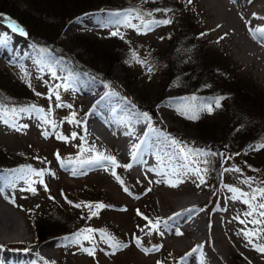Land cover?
Masks as SVG:
<instances>
[{
	"label": "rangeland",
	"instance_id": "rangeland-1",
	"mask_svg": "<svg viewBox=\"0 0 264 264\" xmlns=\"http://www.w3.org/2000/svg\"><path fill=\"white\" fill-rule=\"evenodd\" d=\"M159 1L160 6H149L151 4L149 0H123L120 3L105 4L98 8L100 13H88L69 19L61 27L59 34L63 50L73 49L72 54L86 66L102 74L107 73L110 82L120 87L124 94L126 92L125 95L136 104L153 105L155 113L164 120V125L180 133L185 141L188 140L185 144L171 137L170 140L178 143L175 145L170 143L167 151L170 155L164 154L163 158L146 163L148 170L145 169L142 176L141 174L135 176L130 168L123 167L131 162L128 155L114 143L105 142L103 136L90 127L89 110L76 96V87L84 84L79 78L84 72L70 66L66 57L60 58L44 49L41 51V48L32 44L25 36L12 32L8 27L9 20L22 25L14 18H4L0 13V40H6V47L10 52V55H3L5 49H2L0 44V73H6L3 74V78L5 83L9 82V90L15 89V92L18 91L20 94L19 97L12 96L7 99L8 106L0 105V112L10 120L15 115L13 122L18 125H27L26 128L17 131L0 121V156L2 157L4 152L10 153L8 159L14 160L12 162L3 160L0 164L4 171V174L0 173L3 201L23 224L21 234L0 233V241H5L0 242V245L4 246L1 249L19 250L26 245L34 244L33 228L30 226L32 219L42 216L52 207L61 206L64 209L61 210L62 213L67 217H74L75 226L79 227L80 231L88 228L100 230L116 241L127 243L128 247L110 254L112 249L108 244L99 242L98 231L94 234L97 237L95 256H90L81 250L80 245L73 243L77 233H67L60 238L56 233V236L49 240L38 242L37 253L42 243H48L44 255H40L44 260L39 261L40 264H157V262L264 264V254L256 251L244 235L245 231L258 227L248 223L253 217L245 215L255 207L256 201L246 204L241 199H230L233 193L226 187L234 188V185L243 181L244 193L253 192L249 187L251 183L257 187L256 189L264 188V147L253 150L255 146L264 145V135L254 132L255 139L245 138L244 141H238L239 136L233 137L228 133L230 128H235L234 120H227L220 101L219 107L216 106V101L221 98L216 95L219 94L217 92L231 90L232 80L237 79L240 87L249 89L251 93L244 95L237 90L236 101L234 100L236 108L245 111L251 117L264 119V75L255 70L254 63L248 64L238 58L227 38L215 28L214 18L203 0H191V3L186 0V11L198 24L196 30H190V36L195 37L198 45L204 44L199 55L204 63L203 73L207 74L203 80L209 82L206 86L207 93L204 91L195 102L190 96L191 104H186L185 97L178 94L181 84L179 83L178 87L169 84L163 71H159L150 60V53L153 50L165 55L168 53L169 41L177 31V26L182 25L181 21L178 24V19L172 16L170 0ZM114 4L126 7L119 9L108 7ZM163 4L168 6L164 9L170 11L167 13L156 11L162 9ZM18 7L26 9L20 4ZM182 8L179 6V9ZM98 9L92 11L99 12ZM129 9L144 13L146 20L168 19L171 22L160 24L146 33H138L134 28L126 27L122 23H112L117 17L110 14L126 12ZM22 12L32 20L30 11ZM147 13L152 15L149 17ZM72 21L74 25L68 27ZM132 23L138 21L132 20ZM114 31H118L119 34L111 35ZM196 31L199 33L194 35ZM79 32L82 35L78 39L70 40ZM85 47L93 53H88ZM133 53L144 60L145 64L136 63L133 60ZM119 61L127 67L122 68ZM49 67L56 72L58 78L52 77ZM148 67L152 68L151 72H148ZM215 73L222 76L220 80L222 84L220 82L215 84ZM65 78L70 87L62 86L55 89V85L62 84ZM94 78L102 79L99 75ZM181 81L184 85L189 83L188 79ZM5 83L0 82V85L7 88L4 86ZM50 90L59 92V102L55 96H52L51 100L48 98ZM57 103L65 106L56 107ZM33 105L36 106V111L31 108L25 113L17 111L13 114L10 111L12 108L18 110ZM66 105H71V108ZM208 105L212 107L210 113L206 110ZM197 106H200V110L195 113L197 118H187V115L193 114L189 108ZM177 109L186 112L187 115L181 114ZM73 113L76 114L74 120L83 123L70 122L73 121ZM45 117L55 122L57 134L69 139L67 141L57 139L50 124L43 122ZM151 125L153 127L154 123ZM243 128L245 129V126ZM263 128L261 130H264ZM45 130L49 132L47 138L42 135ZM74 132L77 136L72 139ZM193 149L217 155L204 156L190 151ZM57 153L60 159L57 158ZM101 153L116 158L120 166L114 170L124 182L123 186L111 174L113 166L110 162L105 166L81 164V161ZM25 159L29 160L27 163L31 167L23 162ZM204 159L210 163L201 164ZM197 164L208 169L206 174L202 173L205 178L203 184L190 171ZM29 168L46 171L43 177H37ZM153 168L156 171H149ZM236 168L240 171L231 170ZM10 171V174L13 171L14 176L7 184L6 174ZM73 171L76 172L75 175ZM215 176L219 182L218 194L213 186ZM40 179L43 180V184L39 182ZM29 185L36 189L35 193L25 190ZM123 187H127L129 192H125ZM87 197L93 199L91 203H82L80 208L74 206L78 204L77 199ZM183 199L198 202L201 206L209 203L205 210L202 207H191L185 213L199 215L200 233L189 230L185 222L180 223L182 219H178L177 216L169 219L174 216L170 213L171 208L173 209L175 204H180L178 201ZM99 202L111 207L97 210L94 206ZM87 204L93 207L89 209L83 206ZM217 209L220 212L215 213ZM138 210L148 218L154 219L155 213L157 218L164 219L160 231L148 233L145 228L146 221L137 214ZM91 211H98V215L86 219ZM237 217L239 219H236ZM240 220H244L245 223H240ZM177 232L181 234L178 235ZM84 235L88 233H81V245L90 247L88 241L83 239ZM257 235L259 239L255 240L256 244L264 246V232H258ZM134 236L139 237L143 247L150 250L147 254L133 242ZM156 246L159 250L151 251ZM194 248L197 250L192 252ZM190 252L191 255H186Z\"/></svg>",
	"mask_w": 264,
	"mask_h": 264
},
{
	"label": "trees",
	"instance_id": "trees-1",
	"mask_svg": "<svg viewBox=\"0 0 264 264\" xmlns=\"http://www.w3.org/2000/svg\"><path fill=\"white\" fill-rule=\"evenodd\" d=\"M111 1L110 3H108ZM149 6H160L159 0H149ZM113 2H123V0H103L101 2L95 0H0V13H6L18 20V22L23 26V29L26 30L27 36L26 38L31 41L35 46L50 51L52 54L61 57H66V60L70 63L75 69H83L90 72L92 75H99L104 82H107L110 78L107 73H101L99 71H95V69L89 68L82 61L77 59L75 55L72 54V50L62 49L60 46L61 40L59 39L60 29L61 27L71 18L79 15L83 12L90 10H97L99 7H103L105 4H113ZM103 3V4H102ZM116 3V4H117ZM23 5L26 9H20L18 6ZM186 0H170L169 8H171L172 16L178 19V24L180 21L182 25L177 26V31L174 32L170 41L168 53L162 54L154 51L150 53V60L152 64H154L159 71L162 70L164 75L167 77L169 84L179 86L181 84L179 90V96L185 97V103L191 104L190 96L194 97L195 100L198 96L202 95L205 91L207 93V84L209 83L205 79L206 73H203L204 63L202 58L199 55V52L203 48L204 44L198 45L196 43L195 37L190 36V30H196L198 26L197 21L189 16L186 11ZM95 6L96 8H94ZM179 6H182V9H179ZM110 8H123L126 6H117L111 5L108 6ZM168 8L166 4L162 5V9ZM24 10L30 11L31 19L28 18V15L25 14ZM100 10V9H98ZM67 13V14H66ZM27 15V16H26ZM67 15V16H66ZM71 15V16H70ZM190 18V19H189ZM31 20V21H30ZM36 26V27H35ZM199 31L194 33L198 34ZM81 32L74 35L70 40L78 39L81 36ZM81 47V45H78ZM83 48V47H82ZM88 53H93V51L87 50ZM114 51V50H113ZM115 52V51H114ZM126 53V50H125ZM102 60V58H101ZM120 62V61H119ZM122 68L127 67L123 62H120ZM219 66V64H216ZM151 66V65H150ZM152 67V66H151ZM5 72H3L4 74ZM3 74L0 73V82L5 83ZM6 74V73H5ZM204 77V78H203ZM189 80V83L186 85L182 84L181 80ZM222 76L219 74L214 75V80H216L215 84L220 82ZM181 81V82H180ZM221 83V82H220ZM113 87L116 88V84L112 83ZM222 84V83H221ZM240 83H238L237 79L232 80L233 88L231 90H222V92H217L220 98V103L223 106L224 111L223 114L227 116V120H234L235 123L230 124L235 128H230L228 133L231 135L239 136L238 141H244L245 138L255 139L256 133L263 134L264 130H261L264 126L263 118H254L248 115L243 110H238L236 108L235 98L236 91L243 92L242 94L246 95L251 92L249 89H243L240 87ZM2 87L0 85V105L8 106V100L10 97H19V92H15V89L9 90L10 84L6 82ZM186 86V87H185ZM237 88V89H236ZM118 90H122L118 87ZM16 94H15V93ZM216 91H211V93ZM194 100V102H195ZM235 100V101H234ZM239 99H237L238 102ZM158 101V100H157ZM160 102V101H158ZM238 106V105H237ZM142 110L148 113L151 118V122L158 124L161 128H164L171 134H173L178 140L187 144L188 140L185 141L180 133L176 130L164 125L163 119L160 115H157L154 110L153 105L147 106H139ZM80 115L79 113L77 114ZM229 125V123H228ZM245 126V129L243 128ZM250 129V130H248ZM264 129V128H263ZM252 130V131H251ZM257 130V131H256ZM257 152V151H256ZM5 154V155H4ZM264 155V154H263ZM11 156L10 153L4 152L2 157L0 156V163L2 164L3 160H7L10 162L14 161L13 159H8ZM26 160V161H25ZM23 162L27 164L28 167H31L29 160L25 159ZM13 172V171H12ZM11 173V171L9 172ZM214 189L217 191L216 194L219 193V182L218 177H214L213 181ZM243 181H241L238 185H234L235 189H238V195L242 192ZM257 187L251 183V191H254ZM86 197V196H85ZM92 198H80L77 199L78 204L82 203H91ZM95 202V201H94ZM207 206V205H206ZM61 210H64L61 206L50 208L45 214L42 216L36 217L37 219H32L30 222V226L33 228L34 240L36 242L43 241L45 239L51 238L53 236L62 237L67 235V233H79V227L75 226L74 217H67ZM153 213V212H152ZM33 215V214H31ZM154 219L150 218L152 221L157 220L155 213H153ZM59 232V233H58ZM55 234V235H54ZM36 244V243H35ZM37 245V244H36ZM35 245H33L34 248ZM31 247V246H30ZM35 249L34 251H36Z\"/></svg>",
	"mask_w": 264,
	"mask_h": 264
},
{
	"label": "bare ground",
	"instance_id": "bare-ground-1",
	"mask_svg": "<svg viewBox=\"0 0 264 264\" xmlns=\"http://www.w3.org/2000/svg\"><path fill=\"white\" fill-rule=\"evenodd\" d=\"M203 1L214 18L215 28L227 38L229 45L238 54V58L248 64L254 63L255 70L264 75V43L254 39L249 30L251 28L259 35L260 30L264 29V0ZM74 21L69 23L68 27L74 25ZM81 74L79 78L84 84H79L76 87V96L77 100L89 110L90 127L102 135L105 142L114 143L130 158L132 146L142 140L145 141L141 151L142 160L133 162L131 167L137 168L136 174L142 176L145 171L144 160L149 158V161H152L156 157L166 154L171 137L160 129L152 127L151 133L145 138L144 134L148 131L147 122L140 118L141 112L137 109L135 102L129 99L130 97L126 98L113 90L106 95L103 82L87 73ZM102 97L103 99H101ZM139 108L141 109V107ZM129 132L131 135L127 134ZM0 173L4 174V171L0 169ZM3 200L0 186V233L5 235L21 234L23 228L21 220L14 216L11 208L5 205ZM178 202L181 203L175 204L173 209L170 207V213L173 215L181 213L177 216L178 219H182L180 223L185 222L189 230L200 233L199 215L197 213L185 215V213L191 207L202 206L198 202L185 199ZM0 242L4 243L5 241ZM47 245L46 242L41 244L38 249L39 254L37 250L25 253L20 249L6 251L5 248H0V264H40L39 261H44L40 255H44Z\"/></svg>",
	"mask_w": 264,
	"mask_h": 264
},
{
	"label": "snow or ice",
	"instance_id": "snow-or-ice-1",
	"mask_svg": "<svg viewBox=\"0 0 264 264\" xmlns=\"http://www.w3.org/2000/svg\"><path fill=\"white\" fill-rule=\"evenodd\" d=\"M188 3H191V0H188ZM156 11H163L165 13H167L168 11H170V9H157ZM110 15H114L115 17H117L114 21H112V23L115 24H123L126 27H131L134 28L138 33H146L147 31H151L154 27L159 26L160 24H167L170 23L171 21L168 19H164V20H146L145 19V14L137 11L136 9H129L126 12H121V13H115V14H110ZM151 13H147V16H151ZM255 15V14H254ZM79 20V18H78ZM132 20H136L138 21V23H132ZM8 27L11 29L12 32L15 33H19L22 36H27V32L25 29H23L22 26H20L18 23H16L15 21H11L9 20L8 22ZM251 34L253 35L254 39L259 40L261 43H264V29L260 30V34L258 35L256 31H254L253 29H249ZM118 31H114L111 33V35H118ZM6 35V34H5ZM204 35V34H201ZM123 38V37H121ZM6 43V40H0V44H4ZM41 51H44L43 49H41ZM133 60L136 63H140L141 65L145 64L144 60L139 59L135 53H133ZM127 62V61H126ZM43 70V69H42ZM49 71L51 72V75L53 78H58L56 76V72L54 70H52L51 67H49ZM152 68L148 67V72H151ZM22 79H26V77H22ZM70 87V83L68 82L67 78H65L64 82L62 84H57L55 85V89H59L60 87ZM107 86V85H106ZM29 87H31V85L29 84ZM51 94L49 95V99H52V96H55V99L57 102L60 101V95L58 91L55 90H50ZM37 95H40L39 93H37ZM107 95V93H106ZM103 99V97L101 98ZM192 100H195V98H191ZM99 103V102H97ZM65 105H62L60 103L56 104V107H62ZM67 107L71 108V105H66ZM216 106L219 107V100L216 101ZM95 107V106H94ZM29 108H31V110L36 111V106H29V107H21L18 110L16 108H12L10 109V111L15 114L18 112L20 113H25L29 111ZM178 111H181L180 109H177ZM189 110L193 113L191 115H187L186 112L181 111V114H185L187 115V118L189 119H196L197 115L195 114L196 112H198L200 110V106H197L195 108L190 107ZM209 113L212 111V107L211 105L207 106L206 109ZM42 111V110H41ZM73 115V121L70 122H75L77 124L83 123L82 121H75L74 117H75V113L72 114ZM140 118L143 119L145 122L148 123V131L145 132V138L151 133L152 131V125H151V118L149 117L148 113L146 112H142L139 114ZM15 119V115H13L12 120L6 118L5 114L3 112H0V121H2L3 123L9 125L12 128H15V130L19 131L21 130V128H26L27 125H18L16 123L13 122V120ZM44 123L50 124L53 134L56 135L57 139L60 140H64L67 141L69 138L62 135V134H57L55 132V129L57 127V125L55 124V122H52L50 120H48L46 117L43 119ZM128 135H131V132L127 133ZM42 135L47 138L49 135V132L47 130H45L44 132H42ZM77 136V134L74 132L72 133L71 138L75 139ZM145 141H141L138 144H134L132 146L133 150L131 152V161L132 162H136L138 160H142V156H141V151H142V145L144 144ZM170 143H172L173 145L177 144L178 142L175 140H171ZM259 147H264V145H258L253 147V150H258ZM94 149H89V151H93ZM192 152H196L200 155H204V156H208V155H217L216 153H211V152H205L204 150H199V149H193L190 150ZM57 158L60 159V155L59 153L56 154ZM228 159H231V157H228ZM107 162H110L111 165L113 166V170H112V175L113 177L123 186L124 182L120 179L119 175H117V173L115 172V167L120 166L116 160V158L114 156H105L102 153L98 154L96 157H92L89 158L86 161H81V164H88V165H100V166H105ZM71 163V162H69ZM203 165H208L210 163L209 160L204 159L203 161L200 162ZM123 167L125 168H131L132 167V163L130 162L127 165H124ZM230 169H224V171H229ZM234 171L239 172L240 169L236 168V169H231ZM30 172H35V175L37 177H43L46 169H41V170H32L31 168H29ZM149 171H156V169H149ZM190 171L192 172L193 175H195L197 177V179L199 180V182L201 184L205 183V178L203 174H206L208 169L207 167L201 168L199 166V164H197L195 167L191 168ZM203 173V174H202ZM73 174L75 175L76 172L73 171ZM23 178V177H21ZM41 184H43V180L40 179L39 181ZM158 182H162V181H158ZM247 182V181H246ZM175 186V185H173ZM229 188V191H231L233 193V196L230 197V199H241L243 200L244 203L246 204H251L252 201H256V205L255 207L247 212L245 215L246 216H251L253 217L252 220H249L248 223L251 224H255L258 227L252 229L251 231H245L244 235L248 238V243L253 245V247H255L256 251H258L261 254H264V246L262 245H258L256 244L255 240L259 239V236L257 235L258 232H264V188H259V189H255L253 192L251 193H244V192H240L239 195H236V193L239 191L238 189L232 188L231 186H226ZM249 187H251V184H249ZM28 191H32L33 193H35L36 189L34 187H31V185H29L28 189H25ZM45 190H47V187L45 185ZM123 190L125 192H129V189L127 187H123ZM150 190V189H149ZM131 194V193H129ZM69 203H72L71 201H69ZM77 208L82 207L81 204H75L74 205ZM84 207H88L89 209H91L93 206L91 204H87V205H83ZM97 210L99 209H103L105 207H111L110 205H104L102 202L96 203L94 206ZM255 213V216H254ZM138 215H141L143 217V219L146 221V225L145 228H147L148 233L151 232H159L160 228H161V220L158 218L156 221H152L150 218H148L147 216H143L142 213L139 212V210L137 211ZM98 215V211H91L90 215L85 217L86 219H91L94 216ZM181 215V213H175L173 217L169 218V219H174L176 216ZM258 217V218H257ZM236 219H239V217H237ZM240 223H245L244 220H240ZM164 226L166 227L167 224L165 222ZM86 231L88 233V235H84L83 239L88 241L90 247H83V245H81V233H77L75 234V238L73 239V243L80 245L81 246V250L85 253H87L90 256H95V251H96V245H97V237L96 235H94L96 232L100 231V230H96V229H92V228H88L86 230H82V232ZM143 231V229H142ZM147 234V233H146ZM177 234H181L179 232H177ZM99 242L101 243H105L108 244V246L112 249V252L110 254H115L116 251L122 250L124 248L128 247L127 243H122L120 241H116L114 238L112 237H108L105 233H103L102 231H100V239ZM133 242L136 244L137 247L141 248L142 251L145 252V254H147L150 250L146 249L143 247L142 242L140 240L139 237L134 236L133 237ZM3 246H0V248H2ZM199 247V246H198ZM159 250V247L156 246L153 249H151V251H157ZM197 249H192V252H195ZM186 255H191V252L186 254ZM183 259V258H182ZM157 264H160V262H157Z\"/></svg>",
	"mask_w": 264,
	"mask_h": 264
}]
</instances>
